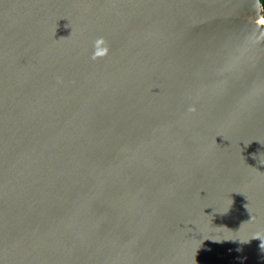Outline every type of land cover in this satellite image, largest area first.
<instances>
[{
	"label": "water",
	"instance_id": "1",
	"mask_svg": "<svg viewBox=\"0 0 264 264\" xmlns=\"http://www.w3.org/2000/svg\"><path fill=\"white\" fill-rule=\"evenodd\" d=\"M251 8L0 0V264H264Z\"/></svg>",
	"mask_w": 264,
	"mask_h": 264
},
{
	"label": "bare ground",
	"instance_id": "2",
	"mask_svg": "<svg viewBox=\"0 0 264 264\" xmlns=\"http://www.w3.org/2000/svg\"><path fill=\"white\" fill-rule=\"evenodd\" d=\"M239 18L245 21H248L256 26L264 28V20H262L259 17L257 13V8L249 9L246 13L242 14Z\"/></svg>",
	"mask_w": 264,
	"mask_h": 264
},
{
	"label": "clouds",
	"instance_id": "3",
	"mask_svg": "<svg viewBox=\"0 0 264 264\" xmlns=\"http://www.w3.org/2000/svg\"><path fill=\"white\" fill-rule=\"evenodd\" d=\"M100 44H105L106 45V41L103 40V38H98L97 41L94 42V52H93V56L92 59H97L98 57L102 56V55H106L107 54V47H105L104 53H99L95 51L96 46L100 45ZM189 111H195L194 108L189 109ZM260 249L261 251H264V243L260 244Z\"/></svg>",
	"mask_w": 264,
	"mask_h": 264
},
{
	"label": "trees",
	"instance_id": "4",
	"mask_svg": "<svg viewBox=\"0 0 264 264\" xmlns=\"http://www.w3.org/2000/svg\"><path fill=\"white\" fill-rule=\"evenodd\" d=\"M262 13H263V19H264V0H260Z\"/></svg>",
	"mask_w": 264,
	"mask_h": 264
}]
</instances>
